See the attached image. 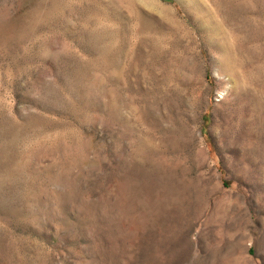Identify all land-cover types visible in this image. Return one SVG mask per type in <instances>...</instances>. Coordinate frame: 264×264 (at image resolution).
<instances>
[{"label":"rangeland","instance_id":"rangeland-1","mask_svg":"<svg viewBox=\"0 0 264 264\" xmlns=\"http://www.w3.org/2000/svg\"><path fill=\"white\" fill-rule=\"evenodd\" d=\"M0 264H264V0H0Z\"/></svg>","mask_w":264,"mask_h":264}]
</instances>
